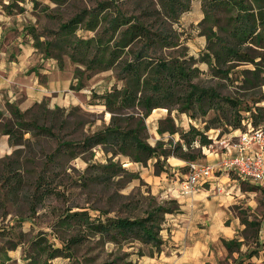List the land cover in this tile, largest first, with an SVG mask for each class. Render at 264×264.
Listing matches in <instances>:
<instances>
[{"label":"trees","instance_id":"obj_1","mask_svg":"<svg viewBox=\"0 0 264 264\" xmlns=\"http://www.w3.org/2000/svg\"><path fill=\"white\" fill-rule=\"evenodd\" d=\"M156 1L160 7L156 11L160 13L161 10L165 20L177 22L180 14L188 10V0ZM110 2L103 0L94 7L81 9L66 22L60 23L59 29L50 39L39 41V36L33 33V44L39 46L43 43V54L46 57L54 56L55 48L64 44L72 50V56H79L87 70L98 72L119 67L122 85L114 86L101 96L105 109L110 113V120L105 127L79 140L65 139L55 128L63 127L67 122L66 113H62L59 106L50 108L45 99L24 110L16 102L5 100V109H0V135L8 136L10 146L26 144L30 140V137L24 138L26 133H30L32 137H46L56 143L49 153H44L42 167L34 180L31 195L33 212L39 202L51 194H56L48 175L49 167H61L63 161L68 162L84 152L91 153L95 146L110 148L114 155L127 156L130 161L142 164L154 158V167L159 173L167 170L163 169V165L171 156L181 158L186 163L195 161L200 156L201 147L211 143V138L207 135L211 128L230 126L244 131L250 127H264V106L257 104L264 100V94L256 99L251 97L240 100L220 95L212 87L199 85L194 81L199 68L194 66L193 58L167 59L156 55L157 50L177 46V41L173 31L164 24L158 23L155 26V23H147L146 19L155 12L153 14L145 8L143 17L126 15L121 8L110 9ZM210 8H222L231 12L228 23L232 27L230 33L236 42L227 44L220 41L224 39L210 27L206 36L213 46L203 54L206 62L227 77L237 64L248 63L251 67L240 71V85L244 89L263 85L264 0H218ZM102 19L105 24L94 36L76 37L75 31L79 25L85 30L93 31L102 23ZM56 58L59 59L60 56L57 55ZM174 107L177 111L186 112L196 121L213 110L216 123L203 120L204 124L199 121V125H190L187 130L179 128L170 116ZM155 108L168 110V116L158 120L157 132H167L170 135L177 133V140L169 139L164 142L159 139L155 145L147 141L145 120ZM19 150L20 148H15L11 157H7L8 164L16 162L17 159L13 156ZM91 166L99 174L102 172L111 175L127 171L121 163L111 159L107 163ZM9 181L10 178H7L0 186L4 198L14 192L15 187L12 189ZM169 202H175L176 206H169ZM178 209L175 200L152 204L143 215L133 217L108 216L104 213L92 217L88 211L68 209L56 217L52 226L53 234L61 242L60 246L48 239L45 231H39L34 237L24 241L21 239L24 233H15L14 224L4 225L0 227V264H54L53 260L57 257L68 258V264H84L76 256L75 249L90 237L97 238L100 243L113 242L117 245L139 241L150 246L149 255L152 256L161 251V230L165 215ZM239 213L241 215L245 212L239 209ZM17 220L22 222L19 218ZM241 221L251 229L249 235L255 239L259 222L256 219L249 221L244 217H241ZM57 227H73L75 232L68 237H62L57 233ZM223 242L230 250L241 244L234 239ZM19 243H22V255L18 262L9 251L14 250ZM257 251L251 250L250 255ZM138 254L143 255V252L139 250ZM124 264L134 263L125 261Z\"/></svg>","mask_w":264,"mask_h":264},{"label":"rangeland","instance_id":"obj_2","mask_svg":"<svg viewBox=\"0 0 264 264\" xmlns=\"http://www.w3.org/2000/svg\"><path fill=\"white\" fill-rule=\"evenodd\" d=\"M3 1L7 0H0V4ZM11 1L9 5L11 11L22 13V16L26 18L29 40H32L33 44V33L39 36V41L50 39L59 29L60 23L66 22L81 9L94 7L103 0ZM109 1H111L110 9L121 8L126 15L133 14L143 17L145 8H148V11L153 14L155 12L154 15H150L148 20L145 17L144 19L147 23H155V26L158 23L164 24L166 28L173 31L177 41V46L157 50L156 55L167 59L170 57L188 60L193 58L194 66L199 68L198 76L194 81L199 85L212 87L220 95L240 100L251 99V97L256 99L264 94V84L251 89H244L240 85V71L251 67L250 64L244 62L237 64L227 77L211 68L205 60L203 54L213 46V43L206 36L210 27L224 39L220 41L227 44L236 42L235 37L230 33L232 27L228 23V16L231 12L222 8H210L218 0H188V10L180 14L177 22L165 20L163 12L161 10L160 13L156 11V9H160L156 0ZM101 22L98 28L93 31L85 30L79 25L75 31L76 37L94 36L97 30L105 24L104 19ZM33 47L39 57L52 61L49 60L51 62L49 69L54 64L55 67H51L50 70L57 73L56 76L60 81L62 79L65 81L64 89L56 92L55 95L58 94V98L65 100L68 96L74 101L59 105L63 110L62 113H66L67 122L63 127L57 126L55 131L65 139L79 140L85 135L105 127L110 120V113L105 109L101 96L114 86L120 87L122 85V80L119 78L121 76L119 67L95 72L85 69L79 56H72V50L64 44L55 48L54 56L48 57L43 54V43ZM57 55L60 56L59 59L56 58ZM45 100L49 106L48 99L45 98ZM257 104L264 106V100ZM175 107L171 110L170 116L179 128L187 130L190 125H199V121L204 124L203 120L208 123L211 121L216 123L213 110L206 113L204 117L200 116L196 121L186 112L177 111ZM0 109H5L4 102L1 100ZM137 111H139L138 108ZM166 116H168L167 108H155L146 118L147 141L151 145H155L159 139L167 142L169 139L177 140L179 138L177 133L170 135L167 132L164 134L157 132L158 120ZM236 133H238L236 129L230 126L211 128L207 132L211 138V143L205 147L209 150L223 152L226 142L237 141ZM27 137H30V140L26 144L14 147L9 145L7 135H0V186L5 183L7 178H10L9 183L12 189L15 187L14 192L7 198H4L5 195L0 191V227L14 224L15 233L20 231L24 233L21 238L24 241L34 237L39 231H45L46 237L60 246L61 242L53 234L52 226L56 217L68 209L71 211L85 210L92 217L99 214L103 215V213L108 216L133 217L143 215L152 204L166 203L170 200H175L177 203L179 193L177 184L184 182L183 175L187 172L186 166H184L185 160L175 157L183 161L180 164L182 166L178 168L179 175L176 179L170 170L157 173V168L154 167V158L142 164L130 161L127 156L114 155L110 148L95 146L91 153L84 152L68 162L63 161L61 167H49L48 175H50L51 184L55 188L56 194H51L39 202L33 212V205H31L33 203L31 198L33 183L42 167L44 153H49L56 143L52 139H46V137H32L30 133L24 135V138ZM195 146L197 147L198 144ZM15 148H20L19 152L13 156L17 160L13 164H8L9 158L7 157L12 154ZM203 150L204 146L201 147L197 161L205 162ZM109 159L121 163L123 167L127 168V171H120L111 175L102 174V172L99 174L97 169L91 166L92 164L107 163ZM169 161H172L171 157L167 159V163ZM165 167L168 165L164 164L163 169ZM168 205L176 206L175 202H169ZM168 214L165 215V220ZM18 218L22 222H19ZM165 220L164 223H166ZM56 231L62 237H68L75 232L73 227L68 229L57 227ZM14 239L17 238L14 237ZM163 245L164 243L161 250L164 249ZM139 250L143 252V255L138 254ZM149 251L150 246L139 241L122 242L117 245L113 242L100 243L97 238L90 237L89 240L76 247L75 254L82 259L84 264H103L105 262L124 264L125 261H132L137 264V258L150 256ZM9 254L19 262L22 255V243H19L14 250L9 251ZM53 263L68 264L69 260L68 258L57 257Z\"/></svg>","mask_w":264,"mask_h":264},{"label":"crops","instance_id":"obj_3","mask_svg":"<svg viewBox=\"0 0 264 264\" xmlns=\"http://www.w3.org/2000/svg\"><path fill=\"white\" fill-rule=\"evenodd\" d=\"M11 2L0 4V100L16 102L22 110L45 98L50 108L74 102L68 96L65 100L55 95L64 89L65 81H60L57 73L50 70L54 64L49 69L50 59L44 60L35 53L27 20L22 13L11 11ZM244 131L236 129L235 136ZM203 153L205 162L196 159V163L215 164L227 155H234L236 150L225 145L224 151L218 152L204 146ZM171 160L166 161L165 168L178 179V168L183 161L174 156ZM183 183H176L179 209L167 215L161 230L164 249L137 258V264H263L264 182L256 184L235 173L221 171L199 182L188 194L180 192ZM239 209L245 213L240 215ZM241 217L259 222L255 239L249 235L251 229ZM232 239L241 244L230 250L223 240ZM251 250L258 251L250 255Z\"/></svg>","mask_w":264,"mask_h":264},{"label":"built area","instance_id":"obj_4","mask_svg":"<svg viewBox=\"0 0 264 264\" xmlns=\"http://www.w3.org/2000/svg\"><path fill=\"white\" fill-rule=\"evenodd\" d=\"M237 141L226 142L236 150L234 155H227L215 164H198L187 162V174L181 187V194L195 190L197 184L224 171L226 174L235 173L239 177L261 184L264 182V127L259 126L236 135Z\"/></svg>","mask_w":264,"mask_h":264}]
</instances>
